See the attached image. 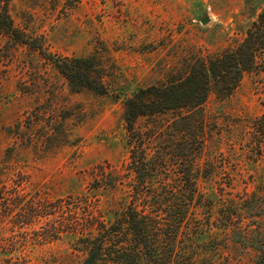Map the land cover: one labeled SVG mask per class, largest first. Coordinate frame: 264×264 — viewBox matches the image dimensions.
Instances as JSON below:
<instances>
[{
	"label": "rangeland",
	"instance_id": "rangeland-1",
	"mask_svg": "<svg viewBox=\"0 0 264 264\" xmlns=\"http://www.w3.org/2000/svg\"><path fill=\"white\" fill-rule=\"evenodd\" d=\"M6 1L14 26L47 52L95 57L108 92L71 89L37 50L0 34V191L19 186V196L44 203L13 208L19 224L0 204V264H85L81 231L112 224L129 205L137 136L160 193L185 187V147L197 150L196 197L164 250L172 244L171 264L264 260V54L228 96L141 117L136 135L123 121L124 98L240 43L264 0ZM149 201L137 205L165 219L183 207Z\"/></svg>",
	"mask_w": 264,
	"mask_h": 264
},
{
	"label": "trees",
	"instance_id": "trees-1",
	"mask_svg": "<svg viewBox=\"0 0 264 264\" xmlns=\"http://www.w3.org/2000/svg\"><path fill=\"white\" fill-rule=\"evenodd\" d=\"M6 5L5 0V4L0 8V34L16 43L37 50L64 77L71 89L84 88L98 95L107 94L104 74L95 57L67 58L47 52L41 44H36V40H29L14 26ZM263 54L264 8L258 14L256 21L247 29L242 41L233 48H228L206 59L196 58L193 65H187L183 74L140 88L132 96L124 98L123 121L127 132L136 135L135 123L141 117L198 108L214 92L228 96L238 87L246 73L257 70L258 59ZM262 118L264 120V116ZM195 137L191 135L187 141H193ZM144 141L137 136L130 151L128 166L134 175V184H131L129 205L120 218L109 225L96 220L84 230L85 233L83 231L80 233L84 238L79 239L83 240L87 253L85 264H97L105 258L117 264L172 263V244L170 253L164 250L165 247H169L171 240L174 241L169 239V236H175L188 214L189 205L196 197L192 170L195 162L193 155L197 153V150L192 142L185 147L192 156L190 158L188 153L183 166L185 172L179 178L185 187L160 193L152 188L151 180L154 179L157 166L152 164V158H148V147L145 146L147 142ZM148 198L152 204H181L183 207H180L176 216L172 213L178 208L171 207L170 210L173 209V211L169 219H165L159 217L155 210L147 211L146 206L139 208L137 201L146 204L145 201L147 202ZM0 204L7 210L5 218L9 219V223L19 224V213L15 221L11 219L13 208L19 210V204L44 203L39 198L27 200L19 196V186H17L5 193L0 191ZM56 204H62V202H56ZM168 226L173 231L167 232ZM69 231L78 233L76 227ZM166 236L169 240H166ZM263 262L264 260L261 259L255 264H263Z\"/></svg>",
	"mask_w": 264,
	"mask_h": 264
},
{
	"label": "water",
	"instance_id": "water-1",
	"mask_svg": "<svg viewBox=\"0 0 264 264\" xmlns=\"http://www.w3.org/2000/svg\"><path fill=\"white\" fill-rule=\"evenodd\" d=\"M208 21H209V19L207 17H205V18H202L201 23L206 24Z\"/></svg>",
	"mask_w": 264,
	"mask_h": 264
}]
</instances>
